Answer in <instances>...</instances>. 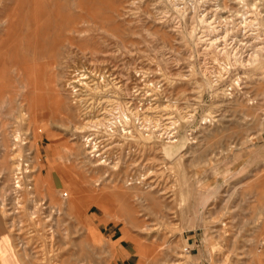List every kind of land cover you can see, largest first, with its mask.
I'll return each instance as SVG.
<instances>
[{
  "label": "rangeland",
  "instance_id": "1",
  "mask_svg": "<svg viewBox=\"0 0 264 264\" xmlns=\"http://www.w3.org/2000/svg\"><path fill=\"white\" fill-rule=\"evenodd\" d=\"M208 1L201 9L207 8L214 25L234 17L237 5L230 0L227 7ZM188 10L186 15L175 10L168 0H0V201L11 212L0 211V264L49 262L39 258L45 252L43 237L20 231L27 218L14 183L19 158L29 164L31 173L23 175L34 199L47 207L42 215L50 212L48 222L57 225L60 264L67 258L72 264H264V69H229L213 50L200 56L187 30L193 18ZM195 25L198 36L204 35V23ZM226 43L219 47L232 45ZM216 57L219 61H212ZM206 67L214 81L224 75L214 91L204 78ZM100 73L115 77L117 85L129 75L137 79L131 81L136 101L158 105L164 122L174 115L178 134L187 131L194 141L185 150L182 183L174 163L173 169L161 164L160 149L134 158L136 168L160 164L153 178L167 198L155 203L145 198L146 203L141 193L111 182L107 214L97 212L95 191L79 200L76 183V205L67 204L62 192L72 188V175L92 181L99 176L82 162V133L76 127L84 120L68 82L82 74L96 80ZM223 89L227 99L220 95ZM36 99H44L45 106ZM53 198L67 205L60 215L49 208ZM83 218L92 230L83 226ZM10 226L21 232L14 234L16 240ZM92 231L100 235L99 243L94 244Z\"/></svg>",
  "mask_w": 264,
  "mask_h": 264
},
{
  "label": "bare ground",
  "instance_id": "2",
  "mask_svg": "<svg viewBox=\"0 0 264 264\" xmlns=\"http://www.w3.org/2000/svg\"><path fill=\"white\" fill-rule=\"evenodd\" d=\"M168 1L172 5V7L175 8V10L181 11L185 15L188 14L187 10L189 8H192L193 10L192 11L193 18L191 20L192 24L189 25L187 30H189L188 32L191 35V37L196 40V44L198 48L197 50L200 49V53H199L200 56L207 55L209 51L211 52L214 51L215 53H212V54H215V55L217 54L218 56H220L221 59L225 61V63L222 62V60H220V62H222V64L227 66V68L229 69H232V68H237V70L245 69V70L252 71V72L257 69H264V0H230V1L220 0L217 3H219V5H225V7L228 6L227 1L233 3L234 5H237V9H235L234 15H232L234 17H232L231 20L228 19L229 21L225 22L226 24L222 23L225 25H214L213 24L215 22L214 19L213 20L210 19L208 12L204 13V10L206 11L207 8L201 9V6L204 4L206 5V2L208 0H168ZM181 3L185 5L183 7H180ZM217 13H219V11ZM199 22L204 23L203 25L204 35H201V36H198L196 32L197 27L195 24ZM204 36H207L208 38L204 39ZM230 40H231L232 45L229 44L230 46L225 45V46L219 47L221 43L225 42V44H227L226 42ZM215 59H213L212 61H219L217 60V57ZM214 68L218 69L219 67L215 66ZM211 72L213 71L210 70L209 67L208 68L206 67L203 70L204 78L206 79V83H208L209 85V89L214 91L215 86L219 82L220 83L224 82L225 78L223 77L224 75L221 74V72L219 71L220 73L218 74L217 81H214V79L212 78ZM88 76H85V74L76 75L69 79L68 86L70 88V93L72 94V97H73L72 101H74V103L79 107L80 117L84 120V122L81 125L77 127L75 126L76 129L82 133L81 134V139H82L81 142L83 146V161L82 162L85 166L89 165V171H92V170L94 172L96 171V173L99 176L96 177L92 181L90 178L85 179L84 176L82 175L81 177L80 176L75 177L72 175L71 181L69 182L72 188L68 187L67 190L62 192L63 194L69 197L68 198L69 203L67 204H69L71 207L73 205H76L74 201L76 199V196L74 193V187L76 183L78 184V187H79L78 189H80V195L78 196V199L80 200L82 198H86L88 195L84 194L85 192L95 191L92 194H95V193L97 194L96 203L94 202L95 204H97V212L104 211L107 214H110L111 212H110L109 203H108V201H110V192L106 191V189L108 190V188H110L111 186L110 184H112L115 181H118L120 185L121 184L125 185L130 191H134L136 194L141 193V196L144 197L145 202H146L145 198L151 200L153 203H155L156 200L163 198L162 196L164 195H165V198H167L168 196H166V192L164 191L161 192L162 189L156 185L157 179L155 180V178H153L155 177L154 173H156V176L157 174H159L158 173L159 169L157 167L160 164L154 163L153 167L148 166L145 168L144 166L143 168H136L135 167L136 165L134 164V158L137 156L139 157V155L143 156L147 153H150L152 151L155 152L160 149L163 153V157H162L163 161H161V164L165 165L167 163L170 164V162L174 163L175 165L170 164L171 165L170 168L173 169L172 168L173 165L176 167L175 172H177V175H176L177 181L178 182L180 181L182 183L183 178H184L183 176L184 173L182 172H184L183 168H184L185 153H186L185 150L188 146L193 145L194 141L192 140L193 142H189L187 131L184 134H178V128H179L177 124L178 119L176 120L174 115L170 117L168 116L167 117L168 121L164 122L163 115L160 114L157 104L153 103L157 106L151 105V107H148L147 105L142 103L141 100H139V102L136 101L139 95L137 96V94H135V92L132 91L133 89H132L131 81H135V80L137 81V79H133L131 75H129L125 79H122V83L120 85H117V83L114 81L115 77L111 78V75L109 77V76H106L105 73H100L98 77L96 78V80H94L93 77L91 76L90 77L92 79H90V77ZM241 78L239 77V79ZM33 82H36V81H33ZM37 83H34V84H37ZM237 83L239 82L237 81ZM199 85L200 87H202V84L199 83ZM38 86L42 87L43 84L42 85L38 84ZM138 86L139 85H137L136 87ZM33 87L35 88V86ZM34 88L32 89L34 90ZM220 95H222V97L225 99H227L229 96L226 92V89L225 90L223 89ZM36 100L40 103V100L38 99ZM43 101L40 104H43ZM38 107H39V104L38 106L35 105L34 107H32V110L30 108L31 116H32L31 118H33L37 114V111L39 110ZM41 108L44 109L45 107H41ZM170 110L172 111V109ZM21 112H24V111H21ZM157 113H159V115ZM25 116H26V113H25ZM205 123H207V121ZM15 130L17 133L18 132L17 129ZM16 137H18V135ZM14 139L16 138L14 137ZM195 143H197V141ZM15 163L18 169V172H16V177L14 176L15 178L14 183H16L15 189L17 190V192H21V194L18 196L19 198H18L17 203L20 205L18 207L22 208V211L25 212V216L27 218V219L22 220L20 231L26 232V234L28 233L29 236L32 235V237L33 235H36L37 233L40 236H42L44 240L42 239V237L41 239L45 241V243L42 241L43 244L40 242V245L41 246L44 245V248L42 249L45 252L42 250V252H44L43 257H39V256L38 257L41 258V260H45V261L49 260L48 264H60L59 262L61 261H59V255L61 254H59V252L57 251L59 248L55 247L56 242H54L55 241L54 237L57 234V228H56L57 225H54L55 223L53 224V221L51 224H50L51 221L48 222V220L52 218V215L50 212H48L49 216L42 215L44 214V211L47 207H45L43 203H39L36 199H34L35 196H34V190H32L33 187H30V186L28 187L27 184L25 183L23 174L26 173L28 176V173H31V171L29 170L30 168L28 167L29 164L28 166L23 165V162H20V158L19 160H16ZM131 165L133 168L135 167L136 172H133V175H127L128 169H132ZM166 167L168 168V165ZM167 168H164V169H167ZM91 184H93L94 187H97L98 189L96 188L95 190L94 188H92L91 190V187L89 186ZM125 186H121V187H125ZM113 187L116 188V186L114 185ZM121 190L119 192L122 193ZM165 191H167V189ZM128 195H130V193ZM225 195L226 194H223V195L220 194L218 195V197L222 198ZM142 197L139 196L138 199L143 200ZM51 201H52V204H51L52 206L51 205H50L51 207H49L48 205L47 206L51 208V212L56 211L57 214H59V212L64 211L65 210L64 207L67 206V205L64 206V202L58 201L55 198L51 199ZM0 202H1L0 204L1 213H3L4 215H7L10 212V209L7 206V203H5L4 201H0ZM27 203H29L30 205L29 204L27 205ZM147 209H149V207H147ZM70 213L68 212V214ZM126 215L127 214H125V216ZM22 216H20L19 220H21ZM47 216L48 217L51 216V217L48 218ZM125 218L127 220V217ZM53 220L55 221L56 219H53ZM128 220H129V217H128ZM82 222L84 223L83 226L88 227L89 229L92 230V225L90 222L86 221V218L85 219L83 218ZM12 228H13L12 226H10V229L9 227H7V230L9 229L8 233L10 237L12 239L13 238L15 239L16 236L20 237L19 234H21V232L17 233L15 231L16 228H14L15 230H13ZM14 234H16V236ZM125 235L126 234H124V236ZM90 237L94 241V244L100 242V235L97 234L95 231L91 232ZM32 241L33 240H31V242ZM14 248L16 249L15 245H14ZM145 248L146 246H142V251H141L142 256L141 257H143V259L145 258V255H144L145 253L144 251H146ZM147 249H148V246H147ZM63 250L64 249H62V251ZM18 251L19 249H17V252ZM48 253H51V254L46 256V254ZM66 260H67L65 261L66 264H72V262L70 263V261H72L70 260V258H67ZM139 264H142L141 261L139 262Z\"/></svg>",
  "mask_w": 264,
  "mask_h": 264
}]
</instances>
